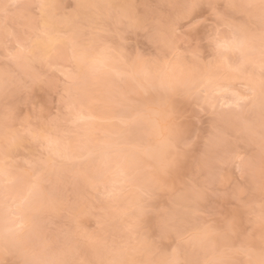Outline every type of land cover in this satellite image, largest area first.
<instances>
[{"label":"clouds","instance_id":"9594fccd","mask_svg":"<svg viewBox=\"0 0 264 264\" xmlns=\"http://www.w3.org/2000/svg\"><path fill=\"white\" fill-rule=\"evenodd\" d=\"M0 264H264V0H0Z\"/></svg>","mask_w":264,"mask_h":264}]
</instances>
